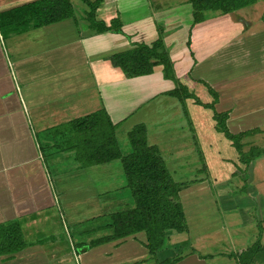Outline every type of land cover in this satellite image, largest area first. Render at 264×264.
<instances>
[{
  "label": "crops",
  "instance_id": "0c3cea01",
  "mask_svg": "<svg viewBox=\"0 0 264 264\" xmlns=\"http://www.w3.org/2000/svg\"><path fill=\"white\" fill-rule=\"evenodd\" d=\"M40 1L0 0V41L11 54L8 66L0 45V227L11 225L23 244L0 255V264H264V0H241L244 5L229 13L201 10L198 22L190 0H88L110 29L104 32L91 25L93 10L84 0H70L71 17L50 24L30 8ZM158 40L176 82L165 78L161 65L140 77L113 65L114 55ZM181 88L192 97L171 95ZM216 114L228 115L239 149L218 128ZM88 117L89 124L73 125ZM141 126L183 184L186 229L173 231L167 251L156 253L144 232L78 245L58 240L63 223L56 192L70 191L64 180L71 171L53 178L45 157L77 163L86 144L94 158L88 134L106 131L121 157L88 172L74 166L73 175H106L119 160L129 189L119 138L128 137L131 147V134ZM84 188L78 185L73 195ZM111 190H118L114 183L100 185L103 194ZM114 196L112 202L96 199L95 218L120 208L107 215L112 221L134 204ZM61 208L79 218L74 224L90 218L82 200Z\"/></svg>",
  "mask_w": 264,
  "mask_h": 264
},
{
  "label": "trees",
  "instance_id": "16d2710c",
  "mask_svg": "<svg viewBox=\"0 0 264 264\" xmlns=\"http://www.w3.org/2000/svg\"><path fill=\"white\" fill-rule=\"evenodd\" d=\"M84 1H86L93 10V13L89 16L91 25L99 32L109 31L110 29L107 28L103 22L97 21L94 14L96 7L90 4L88 0ZM190 3L193 5L196 12V22L202 19V16L197 14V12L199 13L201 10H220L229 13L244 5L241 0H190ZM30 8H33V10L36 9V11H34L36 14H39V22L42 24L61 21L72 15L70 0H42L34 3ZM111 61L114 66L121 68L127 76L131 77L152 74L154 68L161 65L164 68L165 78L176 82L173 75L172 62L161 40H158L152 46L144 44L134 45L132 50L123 54L114 55ZM183 89L184 88L178 89L171 95L179 98L182 96L192 97ZM182 91H184L183 95L181 94ZM227 117L228 115L225 114H216L218 128L229 140L233 141L235 146L239 149L238 139L230 133L226 126ZM90 120L91 117H88L75 122L73 125L77 127L89 124L88 122ZM97 132L98 131H91L88 134L90 139L87 143L91 145L92 149L98 154L94 157L97 160L91 159L100 163L111 158L121 157V154L112 148L110 142L111 138L108 132L103 131L100 136L96 134ZM130 142L132 150L129 155L123 157V165L128 180V187L132 194L134 209L117 214L112 218V224H117L119 233L114 232L104 240H115L145 231L148 237V248L152 253H156L163 246L161 244L164 243L165 237L163 235V230L160 234L154 235L149 233V230L137 226L136 215L139 214L143 219H146L147 214L149 215V212L153 209L160 208V210H171L172 214L164 220L165 223H167L171 230L177 232L184 231L186 229L185 216L179 198V193L183 184L179 185L174 181L157 149L148 145L144 127L141 126L137 128L131 134ZM134 214L136 215L134 216ZM132 216L134 218L133 223H131L130 219ZM134 221L137 228H135ZM120 223L124 225L122 226ZM127 224L128 226H126ZM168 226L166 228H168ZM7 227L8 228L5 226L0 227V233H2L4 239V241H0V255L6 252L11 253L17 251L23 246L21 237L17 233L19 231L13 230L11 225ZM9 228L13 232L12 235L14 239L16 240L17 238L19 241V247H12L14 244L10 242H13L14 239L12 235H9ZM98 242H101V240L93 241L92 245ZM156 242H160V246H157Z\"/></svg>",
  "mask_w": 264,
  "mask_h": 264
},
{
  "label": "rangeland",
  "instance_id": "374dc122",
  "mask_svg": "<svg viewBox=\"0 0 264 264\" xmlns=\"http://www.w3.org/2000/svg\"><path fill=\"white\" fill-rule=\"evenodd\" d=\"M3 35H5L3 33ZM1 37V36H0ZM6 37H8L6 35ZM2 39V38H0ZM0 45L3 48L4 54H5V58L7 59V61H5L6 64L10 63V59H11V54H9V48L8 45L5 44V42H3L2 40L0 41ZM4 73V72H3ZM211 96V95H210ZM212 98V96H211ZM89 123V122H88ZM101 129H105V124L101 125ZM108 131L111 132V129L109 128ZM103 132V130L98 131L96 134L97 135H102L101 133ZM119 145L121 147V150L123 152L124 155H127L131 152V147L130 144L128 142V137H120L119 138ZM87 145L85 144V146H81L79 149L83 152L82 154H79L78 151V161L77 163L71 162V163H54L53 158L48 156L45 157L47 158V163L44 162V165L47 169L50 170L53 178L55 177V173H57V171H64V170H69L68 173L69 174V179L64 180L67 184V188L70 190L68 191L66 194H62L61 190L62 189H57L58 191L56 192V207L58 209L57 214H58V218L61 219L60 223H63L62 227V232L59 233L62 236H58L56 235L58 238V240H62V238L64 237L65 239H67L66 242H68V244H72V245H78L79 243H84V242H90L92 240H95L97 238H101L105 235L106 237L111 236L114 232H118L117 230V224H112V221L108 220V214L110 212L113 211H117L120 208H114V210H108L105 211L104 216L101 217H97L95 218L94 216L97 215V212L94 210V205L101 203L103 201H106L107 199H110L111 202L115 201V196L114 194L117 192L118 196L121 198H126V203H128L129 205L133 204L132 198H131V194H130V190L123 185L126 184V179L125 176L123 174V171L121 169V172L117 170L118 167L120 166V161L116 160L111 162V166H113L114 168L112 169V173H108L106 175H97L96 173H84V175H77L74 176L73 173L77 172L78 170H86L88 172V169H95L97 167H101L102 165H97L99 164V162H96L93 159H90L87 155V150H86ZM43 152L46 153L47 150H44L41 152V155H43ZM261 155H264V153H261ZM45 161V160H44ZM109 164V163H108ZM66 167H63L65 166ZM104 165V164H103ZM74 166H78L77 169H73ZM80 166V167H79ZM81 166L83 167L81 169ZM48 170V171H49ZM175 181V180H174ZM194 180H191V182ZM176 182V181H175ZM103 183V185H107V184H115V187L118 189L117 191L115 190H111L108 192H105L104 194L101 193L100 191V185ZM177 184L180 185V183L176 182ZM188 183V182H187ZM82 184L84 186L85 184V188L84 191L79 193L78 196H74L73 194H75V192H78L77 186ZM61 197V199H60ZM77 199V200H76ZM98 199V202L97 200ZM62 200V201H61ZM82 200L83 202H87L88 204V216L90 218L88 219H84L82 223H77L74 224L73 221L79 219L76 216H73L71 218H68V213L69 211L66 210H62L61 205L66 204L67 202L71 203V204H76L77 201ZM129 205H126V207H128ZM134 209V204L129 208V211ZM159 209V210H158ZM158 209H153L149 212V215L147 214L146 219H143L141 217V215L139 214H134V216L136 215V224L139 227L145 228L146 230H149V233L152 234H160L163 230V235L165 237L164 239V243L161 244L163 245L161 247V249L166 248L167 245V241L170 237V235L172 234V232L174 230H171L169 228V226L167 225V223H165V219L167 217H170V214H172L171 210H160V208ZM161 211V212H160ZM85 212H83V218L85 217ZM72 213L74 214V210L72 211ZM133 215V214H132ZM131 219V223H133V216L130 218ZM109 223H111L109 225ZM122 225V223H120ZM135 221H134V225L135 228L136 227ZM124 225V224H123ZM122 225V226H123ZM130 225V224H129ZM128 226V224L126 225ZM168 226V228H166ZM141 233V232H140ZM144 233H147L144 231ZM52 242L53 241H57V239L55 237H52ZM157 246H160V242H156ZM84 248V245H83ZM161 249H159L157 252L161 251ZM167 251V248L165 249Z\"/></svg>",
  "mask_w": 264,
  "mask_h": 264
}]
</instances>
